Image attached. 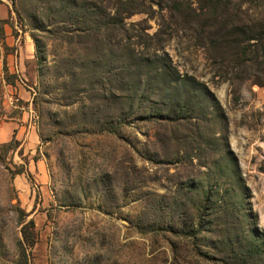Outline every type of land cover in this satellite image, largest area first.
I'll return each mask as SVG.
<instances>
[{
    "label": "rangeland",
    "instance_id": "rangeland-1",
    "mask_svg": "<svg viewBox=\"0 0 264 264\" xmlns=\"http://www.w3.org/2000/svg\"><path fill=\"white\" fill-rule=\"evenodd\" d=\"M10 118L0 264H264V0H0Z\"/></svg>",
    "mask_w": 264,
    "mask_h": 264
},
{
    "label": "trees",
    "instance_id": "trees-1",
    "mask_svg": "<svg viewBox=\"0 0 264 264\" xmlns=\"http://www.w3.org/2000/svg\"><path fill=\"white\" fill-rule=\"evenodd\" d=\"M33 228L34 225L32 220H30L27 224H25L21 228V239L18 241V245H17L18 259L16 264H27L26 252L35 243Z\"/></svg>",
    "mask_w": 264,
    "mask_h": 264
},
{
    "label": "crops",
    "instance_id": "crops-1",
    "mask_svg": "<svg viewBox=\"0 0 264 264\" xmlns=\"http://www.w3.org/2000/svg\"><path fill=\"white\" fill-rule=\"evenodd\" d=\"M16 87L20 89V87L16 85V86H13L14 91L21 92V90L19 89L16 90ZM16 121L17 120L10 118V122L7 123L4 127L0 128V141H4V142L7 141V139L10 136H12V134H14V132H16L17 130H19L17 135H22V133H24L25 131V135L28 136V139L33 140L32 139L33 138V133H32L33 127L31 128L30 126L31 129H28V130L26 129V126H23L20 128L19 125L17 126Z\"/></svg>",
    "mask_w": 264,
    "mask_h": 264
},
{
    "label": "built area",
    "instance_id": "built-area-1",
    "mask_svg": "<svg viewBox=\"0 0 264 264\" xmlns=\"http://www.w3.org/2000/svg\"><path fill=\"white\" fill-rule=\"evenodd\" d=\"M10 104H13V101L10 99Z\"/></svg>",
    "mask_w": 264,
    "mask_h": 264
}]
</instances>
